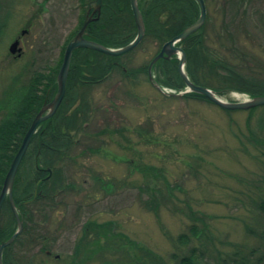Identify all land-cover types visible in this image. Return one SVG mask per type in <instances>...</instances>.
Returning <instances> with one entry per match:
<instances>
[{
  "label": "rangeland",
  "instance_id": "1",
  "mask_svg": "<svg viewBox=\"0 0 264 264\" xmlns=\"http://www.w3.org/2000/svg\"><path fill=\"white\" fill-rule=\"evenodd\" d=\"M82 1L78 6V0H0L6 7L0 8V20L7 19L0 37V100L14 91L15 79L20 86L34 71H56L66 40L78 30L92 0ZM222 6L223 0H212L208 7L214 18L207 26L210 33L222 31ZM247 10L243 17L248 23L242 24L239 44L248 65L263 66L264 0H254ZM16 39L24 42L21 56L9 51ZM222 41L224 46L216 42V48L223 47L229 58L240 61L241 56L235 57L227 46L228 39ZM157 48L147 42L123 60L139 67L152 59ZM164 89L172 94L159 91L146 74L131 79L119 73L87 87L85 93L94 108L84 132L75 137L74 154L80 157L65 169L75 188L60 193L54 208L34 211L11 248L16 263L69 264L76 242L82 237L83 242L89 241L84 233L89 221L110 223L113 232L127 235L133 241L131 251L139 243L164 257L175 251L181 254L186 246L178 237L189 232L190 208L209 222L196 246L203 243L214 255L237 249L249 252L260 246L259 234L264 232L257 203L264 190V130L260 127L264 105L254 112H227L213 102L183 97L186 89ZM221 96L229 101L249 97L238 92ZM106 127L122 128L130 142L114 131L102 134ZM88 147L100 151L91 152ZM149 167L156 168L158 178L145 170ZM95 175L115 186L101 187ZM153 195L160 197L158 215L145 207V200ZM248 225L255 233L248 232ZM45 244L49 249L43 250ZM48 250L52 255H47ZM85 264L130 263L121 251Z\"/></svg>",
  "mask_w": 264,
  "mask_h": 264
},
{
  "label": "trees",
  "instance_id": "2",
  "mask_svg": "<svg viewBox=\"0 0 264 264\" xmlns=\"http://www.w3.org/2000/svg\"><path fill=\"white\" fill-rule=\"evenodd\" d=\"M211 1L205 0L207 10ZM253 1L223 0L222 31L208 32L207 26L214 21L208 10L205 24L179 43L186 52V70L194 83L215 89L221 95L232 92L247 94L250 97L264 95V65L256 64L255 67L248 65L245 61L248 60V57L239 44L242 24L248 23L244 20L243 14L246 15L247 5ZM139 6L144 17L146 34L136 49L144 47L147 42L155 43L158 48L152 59L160 52L164 43L194 23L200 14V7L196 0H139ZM84 11L86 13V7ZM7 16L9 18V14ZM94 18L86 29L85 37L87 39L108 47L118 48L129 44L137 35L138 27L130 0H102L101 12ZM84 19L85 14L81 17L79 28ZM6 20H0V37L5 29ZM75 33H71L62 48L63 52L58 68L53 73V78L56 77L62 65L64 50ZM222 39H228L227 46L231 47L235 57L241 56L240 61L229 58L223 51V47H220V50L216 48V42L224 46ZM136 49L118 56L85 47L74 50L62 104L55 115L43 121L37 133L33 135L15 179L13 199L16 205H20L19 211L23 216L25 228L27 222L33 219L34 211L54 208L60 193L75 188V185L69 182L65 175V169L70 164H76L80 157V155L74 154L78 147L75 137L84 132L86 119L94 108L90 107L91 103L86 93L79 92L78 83L87 88L92 82H81L82 79H108L116 73L131 79L138 78L141 74L148 75L152 59L136 68L130 67L129 63L123 60L125 56L132 54ZM36 72L34 71L31 77L20 86H18V79H15L17 86L14 91L6 94V97L0 100V114L2 113L0 116V193L12 160L43 104L45 95L37 93ZM154 73L157 82L163 87L171 88L177 92L183 91L187 87L179 71L177 56L171 59H160L154 65ZM183 97L211 102L206 96L194 92L185 93ZM258 107H253L249 111L254 112ZM260 127L264 130V117L260 119ZM42 131L43 134L40 137ZM111 131L120 133L124 139L130 142L122 128L112 130L106 127L102 130V134ZM138 133L143 135V130L139 129ZM38 136L41 139H36ZM87 149L91 152L100 151L91 147ZM85 152L86 150H83L80 154L83 155ZM145 170L155 177H159L155 171L156 168L149 167ZM95 177L101 187L115 186L113 182L100 175H95ZM157 193L159 196H163L164 200L165 195L160 189ZM158 195L150 196L145 200V207L154 211L156 215L160 210ZM34 207L35 210H33ZM257 207L262 211V216H260L262 219L259 218V224L263 227L261 232H264V190L261 192ZM189 211L192 221L189 232L182 233L178 237L179 242L186 246L184 253L179 254L175 251L164 257L139 243H135L134 248L136 249L131 251L130 247L133 245V241L127 235L113 232L109 227L110 223L99 224L89 221L84 229L85 237L87 235L89 241L83 242L84 237H82L76 242L73 253L69 254L71 258L69 264H85L87 261L91 263L96 257L105 258L110 253L121 251L130 264H264V233L259 234L260 246L251 248L249 252L237 249L227 255H214L208 248H205V244L195 245V241L208 231L209 222L203 213L192 208ZM2 220L3 225L1 224ZM15 225L16 217L11 202L7 198L0 212V238L9 239L16 229ZM247 230L250 233H255V230L249 225ZM20 237L21 235L5 248L4 264H20L13 260L10 253L14 243L19 241ZM43 238L45 237L43 236ZM206 239H208V235H206ZM45 249H49L46 244L43 250Z\"/></svg>",
  "mask_w": 264,
  "mask_h": 264
},
{
  "label": "water",
  "instance_id": "3",
  "mask_svg": "<svg viewBox=\"0 0 264 264\" xmlns=\"http://www.w3.org/2000/svg\"><path fill=\"white\" fill-rule=\"evenodd\" d=\"M130 1H131L133 13H134L135 21L138 27V32H137L136 37L129 44L123 47L112 48L104 44H101L99 42L87 39L85 37L86 29H87L89 22L95 19L93 14H89V11L93 10V13H98V15L101 12L102 0H93L90 2L88 13L86 15V18L81 28L73 36V38L69 41V43L67 44L65 48L63 62H62V65H61V68H60V71L57 77V80H58L57 94L54 96V98L52 99L50 103L43 105V107L39 110V112L33 119L29 129L27 130L23 138L20 148L18 149L16 155L14 156L12 160V163L6 174L4 184H3V187L0 193V212H1V208H2L4 200L6 199V197H8L11 202V206L15 214V217L17 219L16 231L12 234V236L8 240L0 241V264H4L3 263L4 249L10 244H12L15 241V239L22 233L24 229V221L18 211L19 205H16L13 199V188H14V183H15V179L17 176V172L29 148L32 137L37 131L38 126L43 121L48 120L54 116V114L57 112L60 104L62 103L64 99V96L66 93L67 78H68L69 69H70L72 55H73L74 50L80 47H85V48H90V49L103 52L108 55L118 56V55H122V54H125L127 52H130L136 49L145 37L146 26H145L143 14L139 6V0H130ZM196 1L200 7V14H199L198 19L194 23H192L190 26H188L186 29H184L179 35L175 36L171 40L164 43L160 52L152 59L151 63L149 64L148 73H149L150 80L155 85V87L162 93L172 94V93L166 92V90L157 82L153 74V67L160 59H171L174 56H178L179 71L187 86L186 90L183 91L182 94L188 93V92H194V93L206 96L210 101H212L213 103L217 104L218 106L226 110H247L253 107L264 105V95L248 97V98H244L238 101H229V100L224 99V97L221 96L215 89H212L207 86L198 85L190 79L187 73V70H186V64H187L186 52L184 48L179 45V43L183 41L184 39H186L191 34L198 31L205 24V21L207 18V12H208L207 4L205 0H196ZM19 43H20V40L17 39L10 45L9 50L12 54H15L16 52H18L19 53L18 55L19 56L21 55L22 48L19 47ZM59 256L60 255H57V257Z\"/></svg>",
  "mask_w": 264,
  "mask_h": 264
},
{
  "label": "flooded vegetation",
  "instance_id": "4",
  "mask_svg": "<svg viewBox=\"0 0 264 264\" xmlns=\"http://www.w3.org/2000/svg\"><path fill=\"white\" fill-rule=\"evenodd\" d=\"M67 3H68V1L69 0H65ZM72 1H74V0H72ZM90 2L91 1H88V4H87V7H86V13H85V18H86V15H87V13H88V10H89V5H90ZM78 6H80V5H83L84 3H83V1L82 0H78ZM78 6H76L75 8H77ZM0 8H3V9H5L6 7H5V4H4V2L2 3V4H0ZM89 14H93V16H97L98 15V13H93V10H90L89 11ZM85 20V19H84ZM22 44L24 45V42H23V40H21L20 41V43H19V47H21V48H24L23 46H22ZM21 52H22V50H21ZM23 53V52H22ZM35 82H36V85H37V88H36V90H37V93L39 94V95H45V97H44V99H43V104H42V106L40 107V109L43 107V105H45V104H48V103H50L51 101H52V99L54 98V96L57 94V91H58V80H57V77H58V74L56 75V77L55 78H53V74L52 73H45L44 71H39V72H36V74H35ZM85 81H91L92 82V84L91 85H93V84H98V83H100V81H102V79H93V80H90V79H82V81L81 82H85ZM78 89H79V92L80 93H84L85 92V90L87 89L86 87L84 88L82 85H80L79 83H78ZM50 96H51V98H50ZM39 109V110H40ZM39 112V111H38ZM37 112V113H38ZM93 113V112H92ZM42 125V123L39 125V127H38V129L40 128V126ZM38 129H37V131H38ZM37 131L35 132V133H37ZM42 134H43V131L42 132H40V137L42 136ZM39 136L36 138V139H41ZM71 139H73V138H71ZM7 199V198H6ZM5 199V200H6ZM4 200V201H5ZM20 212V211H19ZM21 214V213H20ZM21 216H22V214H21ZM23 217V216H22ZM2 223V225H3V220L1 221ZM16 228H17V219H16ZM16 230V229H15ZM2 232V231H1ZM2 236V235H1ZM0 241H3V239H1L0 238ZM46 253L48 254V255H50L51 253H50V251L48 250V251H46ZM52 255V254H51Z\"/></svg>",
  "mask_w": 264,
  "mask_h": 264
},
{
  "label": "bare ground",
  "instance_id": "5",
  "mask_svg": "<svg viewBox=\"0 0 264 264\" xmlns=\"http://www.w3.org/2000/svg\"><path fill=\"white\" fill-rule=\"evenodd\" d=\"M102 53H103V52H102ZM66 87H67V85H66ZM65 94H66V93H65ZM61 104H62V103H61ZM61 104H60V105H61ZM59 107H60V106H59ZM58 109H59V108H58ZM57 111H58V110H57ZM34 118H35V117H34ZM6 198H8V197H6ZM8 199H9V198H8ZM3 203H4V202H3Z\"/></svg>",
  "mask_w": 264,
  "mask_h": 264
}]
</instances>
